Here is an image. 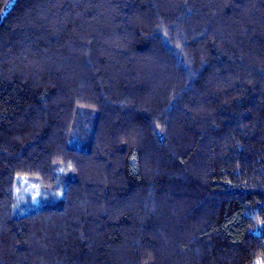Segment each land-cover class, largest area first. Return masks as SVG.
<instances>
[{
	"label": "trees",
	"instance_id": "1",
	"mask_svg": "<svg viewBox=\"0 0 264 264\" xmlns=\"http://www.w3.org/2000/svg\"><path fill=\"white\" fill-rule=\"evenodd\" d=\"M0 264H264V0H0Z\"/></svg>",
	"mask_w": 264,
	"mask_h": 264
},
{
	"label": "rangeland",
	"instance_id": "2",
	"mask_svg": "<svg viewBox=\"0 0 264 264\" xmlns=\"http://www.w3.org/2000/svg\"><path fill=\"white\" fill-rule=\"evenodd\" d=\"M17 213H31L42 207L40 192L41 185L35 179L19 177L17 179Z\"/></svg>",
	"mask_w": 264,
	"mask_h": 264
}]
</instances>
